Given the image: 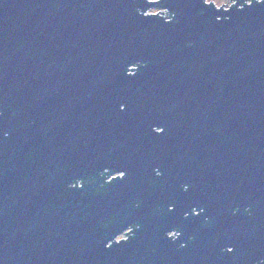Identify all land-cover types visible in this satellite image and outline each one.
Wrapping results in <instances>:
<instances>
[{
    "label": "water",
    "instance_id": "obj_1",
    "mask_svg": "<svg viewBox=\"0 0 264 264\" xmlns=\"http://www.w3.org/2000/svg\"><path fill=\"white\" fill-rule=\"evenodd\" d=\"M251 4L0 0V264H209L198 242L175 247L193 206L235 249L264 246V4ZM41 142L45 159L18 168ZM104 169L122 175L103 194V177L69 187Z\"/></svg>",
    "mask_w": 264,
    "mask_h": 264
},
{
    "label": "flooded vegetation",
    "instance_id": "obj_2",
    "mask_svg": "<svg viewBox=\"0 0 264 264\" xmlns=\"http://www.w3.org/2000/svg\"><path fill=\"white\" fill-rule=\"evenodd\" d=\"M232 2L241 3L244 0H230ZM223 6H228L226 4H223ZM160 131L161 129H157ZM7 132L4 133L6 135ZM46 136H44V139ZM41 141V140H40ZM23 145V144H22ZM21 146V145H19ZM4 148V147H0ZM50 146H47L44 143L41 142V144L38 145V143H32L26 147L20 148L17 152V167L20 169H28L30 170V166L36 165L37 162L42 161L45 159L46 153L50 151ZM24 162L28 163V166L26 168L24 167ZM122 173H109V169L100 170L96 173L95 176H92V174H87L85 178L81 179H75L72 184L69 185V187H78L83 184H89L95 180V177H103L100 182L96 184L93 191L97 194H103L104 190L102 187L111 181L112 177L121 176ZM154 176H159L160 172H158L157 169L154 170ZM92 177V178H91ZM152 177V176H151ZM151 179L150 177H147V180ZM181 188L184 190L186 188V185H182ZM66 194V193H65ZM82 194L79 196L81 197ZM135 205H138L137 203ZM172 208V204L169 202L167 205V209ZM159 207H154L152 210H157ZM167 209L164 213H166ZM201 212H203L199 219H195V222L190 223V229L188 230V236L181 237V240L176 243V249H180L184 247L187 242L194 241L198 242V244L201 247H205V254L207 256V260L209 261V264H227L228 261H234L237 260L239 264H263L264 263V246L262 245V239H259V235L255 237V242L253 244H240L241 249L239 250L235 249V242L237 238H235L234 242H230L229 239L224 238L223 235L227 236L228 234V224L226 223H216L212 220V216L209 213H206L203 206L200 208H197L196 206H193L189 209V213L185 212L183 214L184 217L189 215V218H194L196 215H199ZM244 212H249V207H245L239 210L238 207H233L229 214L230 215H236L240 214L241 216ZM110 223H112V218H107L105 221H98L97 226L99 228H105ZM230 225V224H229ZM231 226V225H230ZM138 228V225L136 224H130L126 228H124L122 231H120L112 240H110L107 243V246L117 243L120 241H125L132 237L134 230ZM244 231L245 233L249 229V227L245 226ZM252 231L256 233L257 232V223L253 224L251 226ZM233 234V233H231ZM198 235V238L195 236ZM234 235V234H233ZM165 236L171 240H175L181 236V230L179 228L175 227L171 231L166 232ZM229 248L232 249V251H229ZM238 251V252H236Z\"/></svg>",
    "mask_w": 264,
    "mask_h": 264
},
{
    "label": "snow or ice",
    "instance_id": "obj_3",
    "mask_svg": "<svg viewBox=\"0 0 264 264\" xmlns=\"http://www.w3.org/2000/svg\"><path fill=\"white\" fill-rule=\"evenodd\" d=\"M226 2H227V0H204V3L209 5V8H207V9H210L212 5H218V6L222 7L223 4L226 3ZM258 2L264 4V0H258ZM251 7H252V4L250 2L249 3V8H251ZM185 191H187V189H185ZM174 207H175V205H173V208ZM169 211L171 212L172 209L169 208ZM229 251H232V249L229 248Z\"/></svg>",
    "mask_w": 264,
    "mask_h": 264
},
{
    "label": "rangeland",
    "instance_id": "obj_4",
    "mask_svg": "<svg viewBox=\"0 0 264 264\" xmlns=\"http://www.w3.org/2000/svg\"><path fill=\"white\" fill-rule=\"evenodd\" d=\"M230 3H231V1H230V0H227V2L224 3V4L229 5ZM216 6H218V5H216ZM147 12H148V13H157L158 10H157V8H151V9H149ZM164 14H165V13H164ZM165 15H166V14H165Z\"/></svg>",
    "mask_w": 264,
    "mask_h": 264
},
{
    "label": "built area",
    "instance_id": "obj_5",
    "mask_svg": "<svg viewBox=\"0 0 264 264\" xmlns=\"http://www.w3.org/2000/svg\"><path fill=\"white\" fill-rule=\"evenodd\" d=\"M251 2V0H244L243 1V3L244 4H247V3H250ZM235 3V1L234 2H232V3H230V4H234ZM230 4L228 5V6H230ZM239 6H242L243 4H238ZM228 6H223V7H228ZM217 7H219V6H217ZM158 10V9H157ZM159 11V10H158ZM164 16H166L165 14H164Z\"/></svg>",
    "mask_w": 264,
    "mask_h": 264
}]
</instances>
